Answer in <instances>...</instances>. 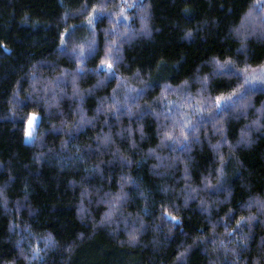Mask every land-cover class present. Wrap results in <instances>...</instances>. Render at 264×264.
Segmentation results:
<instances>
[{
	"label": "trees",
	"instance_id": "trees-1",
	"mask_svg": "<svg viewBox=\"0 0 264 264\" xmlns=\"http://www.w3.org/2000/svg\"><path fill=\"white\" fill-rule=\"evenodd\" d=\"M0 264H264V0H0Z\"/></svg>",
	"mask_w": 264,
	"mask_h": 264
},
{
	"label": "rangeland",
	"instance_id": "rangeland-1",
	"mask_svg": "<svg viewBox=\"0 0 264 264\" xmlns=\"http://www.w3.org/2000/svg\"><path fill=\"white\" fill-rule=\"evenodd\" d=\"M39 123V118L38 117H34L31 121V123L29 124V132L31 133V135H28L27 133V137H28V140L31 141L33 139V134L35 133V130L37 128V125Z\"/></svg>",
	"mask_w": 264,
	"mask_h": 264
},
{
	"label": "snow or ice",
	"instance_id": "snow-or-ice-1",
	"mask_svg": "<svg viewBox=\"0 0 264 264\" xmlns=\"http://www.w3.org/2000/svg\"><path fill=\"white\" fill-rule=\"evenodd\" d=\"M108 67L111 68V65L109 64ZM30 123H31V121H30ZM28 135H31V133L29 132Z\"/></svg>",
	"mask_w": 264,
	"mask_h": 264
}]
</instances>
